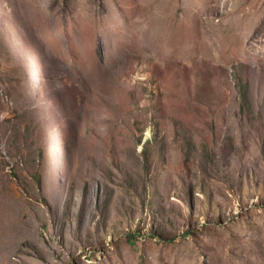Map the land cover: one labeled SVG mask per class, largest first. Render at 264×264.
<instances>
[{
  "label": "rangeland",
  "instance_id": "obj_1",
  "mask_svg": "<svg viewBox=\"0 0 264 264\" xmlns=\"http://www.w3.org/2000/svg\"><path fill=\"white\" fill-rule=\"evenodd\" d=\"M0 264H264V0H0Z\"/></svg>",
  "mask_w": 264,
  "mask_h": 264
}]
</instances>
